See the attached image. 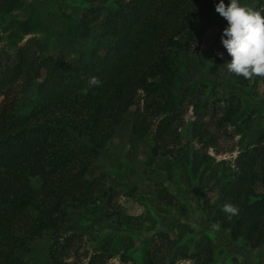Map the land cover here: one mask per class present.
Segmentation results:
<instances>
[{
  "label": "trees",
  "instance_id": "trees-1",
  "mask_svg": "<svg viewBox=\"0 0 264 264\" xmlns=\"http://www.w3.org/2000/svg\"><path fill=\"white\" fill-rule=\"evenodd\" d=\"M214 1L84 0L86 16L78 22L68 20V25L82 37H91L89 53L73 59L63 54L43 56L35 64L27 60V46L17 49L15 65L6 76L14 82L24 76L21 91L6 94L0 103V264H19V253L43 238L49 240L50 264H69L60 259L66 254L57 246V234L72 226L68 213L102 209L104 184L90 180L88 174L138 99L144 112L135 114L132 135L142 138L149 131V117L157 121L155 153L180 141L182 108L190 96L189 88L180 89L183 60L207 29L221 31L220 17L210 13ZM256 1L255 10L264 15V0ZM23 6V0H0V16L18 15ZM102 18L97 34L91 33ZM12 24L9 40L14 46L34 31L28 20ZM222 63L221 58L206 56L199 65L215 75ZM224 67L236 86L248 85V79ZM91 77L101 83L90 85ZM190 103L196 116L207 107L202 98ZM237 114L238 108L231 110L225 122ZM201 127L197 121L192 123L188 137L209 147L210 132ZM211 160L206 153L189 156L182 151L179 164L192 179L210 171L219 202L211 221L227 230L232 241L242 239L245 247H261L264 136L240 150L227 174L210 170ZM225 203L239 208L231 220L222 211ZM207 208L208 204L202 205L208 214ZM188 257L186 252L183 259ZM212 262V247L207 246L200 264ZM139 264H156L148 245Z\"/></svg>",
  "mask_w": 264,
  "mask_h": 264
},
{
  "label": "rangeland",
  "instance_id": "rangeland-1",
  "mask_svg": "<svg viewBox=\"0 0 264 264\" xmlns=\"http://www.w3.org/2000/svg\"><path fill=\"white\" fill-rule=\"evenodd\" d=\"M18 15L0 16V103L6 94L19 93L24 76L16 81L6 76L17 59V49L27 46V60L37 64L43 56L63 54L77 58L93 48L91 37H82L68 25V20L80 21L88 9L84 0H23ZM212 3L211 14L220 17L219 33L205 31L201 41L192 46L195 53L185 56L184 80L180 89H190L185 102L183 125L178 130V143L161 147L154 152V131L157 121L148 117L149 131L138 138L131 133L135 114L143 111V101L127 111L114 137L91 167L88 178L103 184L102 209L79 210L68 213L73 221L57 234V246L63 249L62 260L69 264H139L143 248L148 245L156 264H200L207 246L212 247V264H264V245L257 249L245 247L244 241H232L229 232L213 229L218 207V189L206 171L199 179L187 176L179 164L182 151L189 156L206 153L212 158L210 170L234 168L240 150L253 145L264 136V78L249 80L246 87L236 86L226 76L225 67L231 59L223 49L221 35L227 21ZM225 5L229 0H224ZM244 6L256 9V0H239ZM9 19L28 20L34 26L14 46L9 34L14 25ZM103 18L91 27L97 34ZM219 54H222V57ZM206 56L221 58L223 63L215 75L200 64ZM224 67V68H223ZM193 87V88H192ZM192 94V96H191ZM202 98L206 109L194 114L192 100ZM239 114L231 122L224 117L231 110ZM198 122L211 135L209 147L198 139H189L192 123ZM209 142V141H207ZM224 162V163H222ZM170 167V174L166 168ZM208 204V214L202 205ZM217 205V207H215ZM211 207V208H210ZM208 216V217H207ZM49 240L40 239L19 253V264H50L47 256ZM188 253V258L183 255ZM126 258V259H124ZM198 263H196V259Z\"/></svg>",
  "mask_w": 264,
  "mask_h": 264
},
{
  "label": "clouds",
  "instance_id": "clouds-1",
  "mask_svg": "<svg viewBox=\"0 0 264 264\" xmlns=\"http://www.w3.org/2000/svg\"><path fill=\"white\" fill-rule=\"evenodd\" d=\"M215 11L227 21L220 40L231 57L227 62L228 71L248 80L264 78V15L241 5L239 0H229L227 5L224 0H219ZM218 55L223 58L222 54ZM100 83L97 77L89 79L90 85ZM222 211L229 220L239 214V208L231 203H225ZM213 229L219 231L220 224H214Z\"/></svg>",
  "mask_w": 264,
  "mask_h": 264
}]
</instances>
